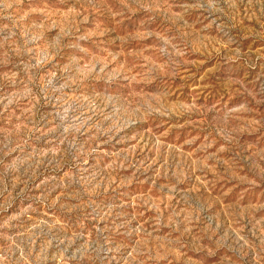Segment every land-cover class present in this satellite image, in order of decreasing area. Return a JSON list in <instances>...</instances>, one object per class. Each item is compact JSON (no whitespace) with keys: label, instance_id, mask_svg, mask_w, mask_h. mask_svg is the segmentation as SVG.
Listing matches in <instances>:
<instances>
[{"label":"rangeland","instance_id":"374dc122","mask_svg":"<svg viewBox=\"0 0 264 264\" xmlns=\"http://www.w3.org/2000/svg\"><path fill=\"white\" fill-rule=\"evenodd\" d=\"M0 264H264V0H0Z\"/></svg>","mask_w":264,"mask_h":264}]
</instances>
